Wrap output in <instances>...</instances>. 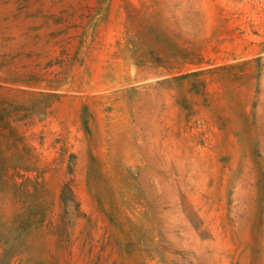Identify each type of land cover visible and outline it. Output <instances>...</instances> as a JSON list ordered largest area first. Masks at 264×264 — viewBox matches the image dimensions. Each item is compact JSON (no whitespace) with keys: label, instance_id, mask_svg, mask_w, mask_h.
Listing matches in <instances>:
<instances>
[{"label":"rangeland","instance_id":"obj_1","mask_svg":"<svg viewBox=\"0 0 264 264\" xmlns=\"http://www.w3.org/2000/svg\"><path fill=\"white\" fill-rule=\"evenodd\" d=\"M0 264H264V0H0Z\"/></svg>","mask_w":264,"mask_h":264}]
</instances>
